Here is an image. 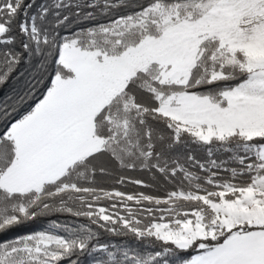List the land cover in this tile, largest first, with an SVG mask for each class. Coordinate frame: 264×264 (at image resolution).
<instances>
[{
	"label": "snow or ice",
	"instance_id": "obj_1",
	"mask_svg": "<svg viewBox=\"0 0 264 264\" xmlns=\"http://www.w3.org/2000/svg\"><path fill=\"white\" fill-rule=\"evenodd\" d=\"M0 264H264V0H0Z\"/></svg>",
	"mask_w": 264,
	"mask_h": 264
},
{
	"label": "trees",
	"instance_id": "obj_2",
	"mask_svg": "<svg viewBox=\"0 0 264 264\" xmlns=\"http://www.w3.org/2000/svg\"><path fill=\"white\" fill-rule=\"evenodd\" d=\"M132 175H135V174H132ZM128 190H134V189H133V187L130 185V186L128 187Z\"/></svg>",
	"mask_w": 264,
	"mask_h": 264
}]
</instances>
